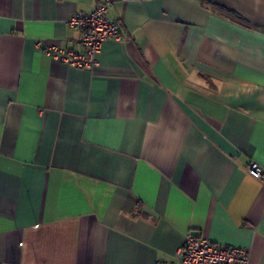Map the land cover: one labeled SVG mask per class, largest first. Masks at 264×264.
I'll use <instances>...</instances> for the list:
<instances>
[{
    "label": "crops",
    "instance_id": "0c3cea01",
    "mask_svg": "<svg viewBox=\"0 0 264 264\" xmlns=\"http://www.w3.org/2000/svg\"><path fill=\"white\" fill-rule=\"evenodd\" d=\"M0 0V264L173 262L186 233L264 264V0Z\"/></svg>",
    "mask_w": 264,
    "mask_h": 264
},
{
    "label": "built area",
    "instance_id": "2783aa9c",
    "mask_svg": "<svg viewBox=\"0 0 264 264\" xmlns=\"http://www.w3.org/2000/svg\"><path fill=\"white\" fill-rule=\"evenodd\" d=\"M109 6L110 0H103L91 13L73 16L67 21L68 26L80 31L79 44L84 48V52L76 53L70 49L46 46L41 42L36 43V46L50 58L66 65L79 69H93L97 64L96 56L104 42L124 39L119 32L118 23L107 16ZM246 171L254 180L264 184V170L256 164H249ZM175 259L176 264H247L248 253L243 248L220 246L188 232L175 254Z\"/></svg>",
    "mask_w": 264,
    "mask_h": 264
}]
</instances>
